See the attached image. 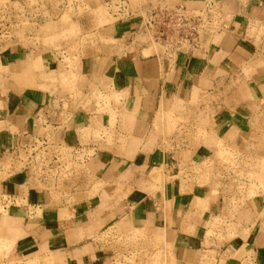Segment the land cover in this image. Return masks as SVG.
I'll use <instances>...</instances> for the list:
<instances>
[{"label":"crops","instance_id":"0c3cea01","mask_svg":"<svg viewBox=\"0 0 264 264\" xmlns=\"http://www.w3.org/2000/svg\"><path fill=\"white\" fill-rule=\"evenodd\" d=\"M84 1L97 9L109 0ZM133 1L141 5L135 11L199 10L212 1L221 27L203 50L168 58L134 42L136 19L96 30L97 21L81 15L80 29L96 41L64 90L38 76L34 86L15 80L32 64L48 72L39 62L48 52L0 49V240L14 260L39 264H103L128 254L133 235L139 248L163 250L169 264H264V188L247 176L264 184V0ZM195 94L202 110L208 104L199 124L190 117ZM180 103L200 137L177 147L172 136L163 141L158 121ZM36 138L51 155L91 156L63 179L31 167L4 173V161ZM224 152L237 154L244 177L233 182L245 191L225 187L232 176ZM192 167L200 171L185 180L182 169Z\"/></svg>","mask_w":264,"mask_h":264},{"label":"rangeland","instance_id":"374dc122","mask_svg":"<svg viewBox=\"0 0 264 264\" xmlns=\"http://www.w3.org/2000/svg\"><path fill=\"white\" fill-rule=\"evenodd\" d=\"M128 3L133 11L136 8H141V5L135 6L133 0H128ZM0 7L5 8L7 19L10 20L8 21L7 37L3 36L0 38L1 50L13 46H22L35 51V56L37 57L43 52H48L46 57H39L41 65L50 68L48 72L45 73V71L38 69L36 66L34 67L32 64L15 77L16 82L24 86H34L38 76L40 80L53 85L55 90L59 89L58 85H62L63 90L64 88L72 89V86L76 82L75 69L79 63V55L82 54L87 44L96 41L93 38V34L83 33L76 18L81 15L94 18L97 21L96 30L116 20L112 16L107 4H103L97 9H91L86 5L84 0H0ZM37 15L42 17V19L37 20ZM214 16L219 17L220 14L214 10ZM134 37V42L146 44L148 47L155 49V52L164 51L163 47L151 43L149 37L146 35L138 34ZM100 40L104 41L103 38H100ZM194 96L196 102L191 108L190 117H199L197 121L199 124L201 114L205 112L208 104L205 102L204 109L202 110L201 103L197 102L199 96L196 94ZM184 112L185 109L181 103L175 104L171 111L162 114V119H159L158 129L161 128L163 141L167 145H170L169 138L171 136L177 142V147L182 142H185L186 139L193 138L196 140L200 137L199 131L194 134L196 121L185 118ZM43 157H45V154H43ZM219 158L228 163L229 167L226 169V172L232 176L227 175L231 182L226 184L225 187L231 192L234 190L238 192L245 191L246 184H235L233 182V178L244 177V171H239L237 168L239 167V164H236L237 154L224 152L223 154H219ZM40 160L42 159L37 158V163L33 165L32 170L36 176L43 177L45 176V169H42V166H45V161L42 162ZM59 164L61 165L59 169L55 163L51 171H48L49 176L57 175L59 170L58 175L63 179L67 176L69 177L73 170L78 171L86 167L84 164L78 165V162L66 150L61 151ZM12 167L15 170H19L22 167V163L16 157L6 159L3 163L4 173L11 170ZM199 171L200 169L197 167H192L189 170L182 169L181 175H185V180H187L189 174ZM158 175V171L154 170L151 177L158 179ZM247 176L250 180L259 182L258 189L264 188L262 179L256 173H249ZM252 186L254 187V184ZM136 237L137 235H133L127 238L131 241V245H133L128 254L124 256L121 254L114 255L108 262L103 264H169V258L163 250L157 249L154 246H148L145 249L139 248L133 242ZM10 247L11 244L8 241L0 240V264H39L38 262H34L35 259L25 261L14 260L10 255Z\"/></svg>","mask_w":264,"mask_h":264},{"label":"built area","instance_id":"2783aa9c","mask_svg":"<svg viewBox=\"0 0 264 264\" xmlns=\"http://www.w3.org/2000/svg\"><path fill=\"white\" fill-rule=\"evenodd\" d=\"M106 4L116 20L136 19L137 27L133 36L138 34L148 36L151 43L164 48L163 53L168 58L203 50L206 37L216 33L221 27L220 17L214 16L216 9L212 1H208L199 10L187 9L183 5L161 4L133 11L128 0H109ZM5 12V8L0 7V38L7 37L8 34L10 20L7 19ZM38 16L37 20L42 19ZM46 145L45 140L41 138L34 139L30 144L21 143L15 154L22 163L21 168H32L37 163V158L45 161V166H42L45 172L51 170L55 163L56 167L61 166L59 164L61 154L59 152L49 154ZM68 153L77 162H85L91 156L81 149H73Z\"/></svg>","mask_w":264,"mask_h":264},{"label":"bare ground","instance_id":"6f19581e","mask_svg":"<svg viewBox=\"0 0 264 264\" xmlns=\"http://www.w3.org/2000/svg\"><path fill=\"white\" fill-rule=\"evenodd\" d=\"M1 214H2V213H1ZM15 214H16V213H15ZM15 214H14V215H15ZM3 219H7V218H3ZM8 219H10V218H8ZM10 220H11V219H10ZM12 220H13V219H12ZM3 221H5V220H3Z\"/></svg>","mask_w":264,"mask_h":264}]
</instances>
